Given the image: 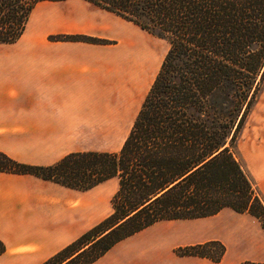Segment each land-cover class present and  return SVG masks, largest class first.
<instances>
[{
	"label": "trees",
	"instance_id": "obj_1",
	"mask_svg": "<svg viewBox=\"0 0 264 264\" xmlns=\"http://www.w3.org/2000/svg\"><path fill=\"white\" fill-rule=\"evenodd\" d=\"M43 1L65 0H0V44L19 40ZM84 1L169 48L118 152L70 153L50 166L22 164L0 152V172L77 191L118 180L111 214L42 264H92L158 222L224 210L256 218L264 232V200L232 151L264 80V0ZM51 39L105 42L83 35ZM4 251L0 241V255ZM224 253L214 240L177 255L218 263Z\"/></svg>",
	"mask_w": 264,
	"mask_h": 264
},
{
	"label": "crops",
	"instance_id": "obj_2",
	"mask_svg": "<svg viewBox=\"0 0 264 264\" xmlns=\"http://www.w3.org/2000/svg\"><path fill=\"white\" fill-rule=\"evenodd\" d=\"M140 33L134 24L84 0L38 3L20 39L0 44V152L31 166H50L76 152H118L158 72L148 53L141 54ZM51 35L105 42L50 41ZM260 153L264 162V143ZM117 188L115 178L82 192L32 175L0 172V241L5 246L0 264H42L109 215ZM183 222L156 223L92 264L264 263L262 254L246 258L229 249L219 263L176 257L172 250L179 246L218 239L229 248L231 242L204 228L162 229ZM240 231L249 241L254 238Z\"/></svg>",
	"mask_w": 264,
	"mask_h": 264
},
{
	"label": "rangeland",
	"instance_id": "obj_3",
	"mask_svg": "<svg viewBox=\"0 0 264 264\" xmlns=\"http://www.w3.org/2000/svg\"><path fill=\"white\" fill-rule=\"evenodd\" d=\"M140 34L142 39L141 47L143 50L145 49L144 51H142L141 54L145 55V51H146L148 53L146 54L150 58L151 62L156 64V68L158 71L161 62L169 48V44L166 40L153 36L143 30H141ZM56 36H64V35H51L48 37V39L50 41H54L53 39H51V37L54 38ZM150 85L146 90H144L142 94L143 95L142 100L145 97V95L148 93ZM263 143H264V80L260 84V87L254 96L250 110L237 136L236 142L232 148L234 156L239 161L243 169L246 171L252 184L254 185V187L256 188V190L259 192V194L264 200V162L261 160V153H260ZM111 212H112V208H111V200H110V209L108 212L109 215L111 214ZM198 220L200 221L199 222L187 221L189 223L183 222V223H175L173 225H165L162 227V229L196 230V229L204 228V229L213 230L214 232L219 234L222 238L231 241L229 243L230 245L229 248H227L225 243L221 242L218 239L215 240V241H219L225 247V253L229 249L230 254H244V257L246 258H248L249 255L254 254L255 252L262 254L264 256V232L262 231L260 224L256 218L248 214H239V213H235L232 210H224L213 217L198 219ZM163 222H178V221H163ZM240 228H243L244 230H248L253 235L254 238L251 241H249L248 238L242 236L243 234L241 233ZM185 247L187 246H179L174 248L172 251L176 257H180V258L196 257V256L177 255V252L182 251L183 248ZM212 251L215 252L216 249H212ZM241 264H264V263L252 261L250 259H245L242 261Z\"/></svg>",
	"mask_w": 264,
	"mask_h": 264
}]
</instances>
